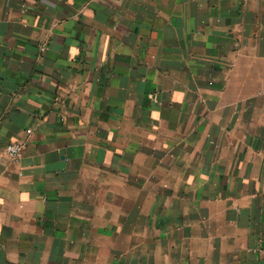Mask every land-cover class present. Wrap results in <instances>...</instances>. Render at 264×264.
I'll return each mask as SVG.
<instances>
[{
	"label": "crops",
	"instance_id": "obj_1",
	"mask_svg": "<svg viewBox=\"0 0 264 264\" xmlns=\"http://www.w3.org/2000/svg\"><path fill=\"white\" fill-rule=\"evenodd\" d=\"M0 264H264V0H0Z\"/></svg>",
	"mask_w": 264,
	"mask_h": 264
},
{
	"label": "built area",
	"instance_id": "obj_2",
	"mask_svg": "<svg viewBox=\"0 0 264 264\" xmlns=\"http://www.w3.org/2000/svg\"><path fill=\"white\" fill-rule=\"evenodd\" d=\"M24 149L25 145L23 143H9L4 149V155L13 162H19Z\"/></svg>",
	"mask_w": 264,
	"mask_h": 264
}]
</instances>
